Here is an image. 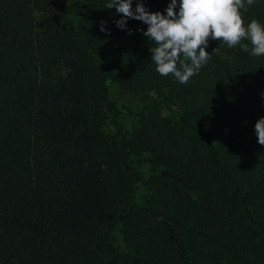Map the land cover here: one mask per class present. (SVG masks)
Segmentation results:
<instances>
[{
    "label": "trees",
    "instance_id": "16d2710c",
    "mask_svg": "<svg viewBox=\"0 0 264 264\" xmlns=\"http://www.w3.org/2000/svg\"><path fill=\"white\" fill-rule=\"evenodd\" d=\"M107 3L0 0V264H264V55L209 38L181 84Z\"/></svg>",
    "mask_w": 264,
    "mask_h": 264
},
{
    "label": "clouds",
    "instance_id": "9594fccd",
    "mask_svg": "<svg viewBox=\"0 0 264 264\" xmlns=\"http://www.w3.org/2000/svg\"><path fill=\"white\" fill-rule=\"evenodd\" d=\"M255 0H170L165 12L150 11L143 0H108L105 8H115L120 19L114 21L125 29L129 19L141 21L147 29H139L151 42L152 61L162 76L172 74L181 84L198 75L219 47L206 51L209 38L225 43L229 49L250 41L252 56L264 55V25L253 19L245 25L241 14L248 11ZM177 7L179 10L177 11ZM166 13V14H165ZM101 22V31H109ZM131 33V29H128ZM247 50L248 45H242ZM264 95V94H262ZM258 143L264 146V117L255 123Z\"/></svg>",
    "mask_w": 264,
    "mask_h": 264
},
{
    "label": "rangeland",
    "instance_id": "374dc122",
    "mask_svg": "<svg viewBox=\"0 0 264 264\" xmlns=\"http://www.w3.org/2000/svg\"><path fill=\"white\" fill-rule=\"evenodd\" d=\"M102 62H104V60ZM108 93H109L110 98H112L113 100H115L118 103H120V102L129 103V101H126L125 98L123 96H121L118 93V91L116 90V88L113 85H111V84L108 86ZM122 119H123V123L125 121V124H127V125H130L131 122H134L131 119V115L130 114H127V116L123 115ZM104 129L107 132H110V133L114 132V127H113L112 123H110L108 121L105 122Z\"/></svg>",
    "mask_w": 264,
    "mask_h": 264
}]
</instances>
